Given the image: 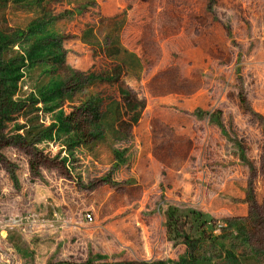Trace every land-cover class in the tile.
Returning a JSON list of instances; mask_svg holds the SVG:
<instances>
[{
	"label": "rangeland",
	"instance_id": "rangeland-1",
	"mask_svg": "<svg viewBox=\"0 0 264 264\" xmlns=\"http://www.w3.org/2000/svg\"><path fill=\"white\" fill-rule=\"evenodd\" d=\"M31 26L0 53V264H264V0H0L1 35ZM47 34L63 61L22 62Z\"/></svg>",
	"mask_w": 264,
	"mask_h": 264
},
{
	"label": "trees",
	"instance_id": "trees-1",
	"mask_svg": "<svg viewBox=\"0 0 264 264\" xmlns=\"http://www.w3.org/2000/svg\"><path fill=\"white\" fill-rule=\"evenodd\" d=\"M18 1H30L35 5H40L43 0H15ZM32 4V3H31ZM40 30V26L36 27H27L25 31L20 30L16 31L13 36H4L0 34V53L1 50L7 45L11 43H15L17 38L23 37L24 35H30ZM54 52H58L57 56L61 58L63 61L64 49L61 44V37L58 35L47 34L37 38L34 42H32L28 48L25 50V54L20 57V60L24 62L25 60L28 62H36L39 60H43L45 58L51 57ZM83 80L87 81L88 79H95V75L92 74V71L86 72L82 74ZM20 74L18 73V66L16 62V58H10L7 60H3L0 56V98L5 103V109L3 110L1 118L9 119V105L11 103V97L15 92V88L17 85V80L19 79ZM104 79H106L104 77ZM108 80L116 81L118 78H108ZM63 83H57L56 81H51L50 83L43 85L39 89V94L43 100L51 99L57 94H61L63 91ZM240 102L244 106L247 105V101L243 94H239ZM95 119H98L96 115ZM61 125L70 126L71 122H74L73 116L68 114L67 116H63L58 119ZM14 138L13 136L0 134V149L2 145L9 143L10 139ZM115 156L118 155V151H115ZM1 157V156H0ZM239 225V224H238ZM240 230L241 227L237 226ZM198 244H190L188 246L194 249ZM220 248L222 249V253L224 255L223 259L227 264H238L237 256L233 253V248L228 247L225 243L220 244ZM99 257V256H98ZM99 258H102L101 256ZM204 260H208L206 258H198L195 254H193V250L189 251L187 257L183 258L181 262L177 264H203ZM48 264H72L67 261H60L58 263L49 262ZM81 264H166L165 261L155 260V261H108L103 260L95 262V260L90 255L87 257L85 261Z\"/></svg>",
	"mask_w": 264,
	"mask_h": 264
},
{
	"label": "built area",
	"instance_id": "built-area-1",
	"mask_svg": "<svg viewBox=\"0 0 264 264\" xmlns=\"http://www.w3.org/2000/svg\"><path fill=\"white\" fill-rule=\"evenodd\" d=\"M86 217H87L88 220H91L93 218L91 213H87Z\"/></svg>",
	"mask_w": 264,
	"mask_h": 264
}]
</instances>
